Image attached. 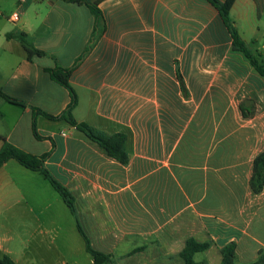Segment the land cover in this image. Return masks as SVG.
I'll use <instances>...</instances> for the list:
<instances>
[{
  "label": "crops",
  "instance_id": "1",
  "mask_svg": "<svg viewBox=\"0 0 264 264\" xmlns=\"http://www.w3.org/2000/svg\"><path fill=\"white\" fill-rule=\"evenodd\" d=\"M95 7L98 18L86 4L0 0V90L24 105L0 98V137L47 155L43 167L73 209L40 172L4 162L0 256L14 264H93L79 228L109 255L107 264H133L137 256L148 258L140 264L170 257L182 264L189 238L208 244L194 254L196 264H220L229 243L236 264L255 263L264 255V186L252 194L249 180L264 150V79L232 50L205 0H100ZM263 16L264 0H235L229 10L245 42V34L260 32ZM20 36L40 54L28 59ZM54 68L70 71L77 123L125 135L127 164L66 121L34 115L57 117L70 102L48 73ZM241 88L259 109L250 119L238 110L251 100L236 98Z\"/></svg>",
  "mask_w": 264,
  "mask_h": 264
},
{
  "label": "trees",
  "instance_id": "2",
  "mask_svg": "<svg viewBox=\"0 0 264 264\" xmlns=\"http://www.w3.org/2000/svg\"><path fill=\"white\" fill-rule=\"evenodd\" d=\"M64 2L75 3V4H86L91 9L92 13L96 18L99 17L98 10L95 7V4L100 0H93V3L90 4L89 0H62ZM209 3L217 12L222 22V25L226 28L229 37L231 39L232 50L241 53L244 58L247 60L249 66L252 70L264 79V65L260 64L256 57L250 52L248 49L246 42L241 39L240 35L237 33L235 28L233 27L232 21L229 17V10L232 7L235 0H226L223 3L218 2L217 0H205ZM18 41L23 46L27 58L29 59L32 55L40 54L39 51L35 50L32 46L27 44L23 37H18ZM48 73L53 81L62 85L64 88L68 90L70 96V102L67 108L57 117L49 116L47 114L42 113L40 110L33 109L34 115L41 114L44 117L50 120H64L70 126L74 127L77 131L81 132L89 141L94 143L100 150L108 157L114 159L118 163L125 165L128 162V156L124 151V142L126 137L124 134H113L106 135L86 124L77 123L72 118V110L76 105V96L69 85V76L70 71L64 70L60 68H54L48 70ZM0 98L6 100L10 104L15 106L24 107L21 102H18L14 99H11L5 96L0 90ZM252 101L246 100L238 105V110L243 119H250L254 116V109L252 107ZM33 135L35 138L39 139V136L35 131V123L32 124ZM2 141V146L0 148V166L8 161L14 160L21 166L26 169L40 172L52 185V187L60 194L66 205L69 207L71 211L72 204L70 197L65 189L62 188L44 169L43 162L47 155L42 156H32L24 153L20 149L12 146L8 142H6L2 137H0ZM249 185L252 194H259L264 186V150L261 151L253 161L252 165V174L249 180ZM78 231L84 238L85 249L86 252L91 256L93 260V264H107L110 262V257L107 254H104L100 251L94 250L83 231L78 228ZM208 248L207 243H199L192 238H189L185 241L183 249L178 254V257L182 264H196L193 256L196 253H200L205 251ZM221 260L220 264H236L235 263V244L229 243L224 246L221 251ZM264 255L260 254L258 260L253 264H263ZM0 264H14V262L7 256H0Z\"/></svg>",
  "mask_w": 264,
  "mask_h": 264
},
{
  "label": "rangeland",
  "instance_id": "3",
  "mask_svg": "<svg viewBox=\"0 0 264 264\" xmlns=\"http://www.w3.org/2000/svg\"><path fill=\"white\" fill-rule=\"evenodd\" d=\"M264 20V16L262 17ZM263 20H261V23L259 25V30L260 32H254L252 35L251 34H245V38H248V41H246V45L248 47V49L250 50V52L256 57V59L258 60V62L260 64L264 65V22ZM249 38L252 40L249 41ZM245 94L246 98H251V101H253V96H251V93L243 90V88H241L238 93H236V98L237 99H243L242 95ZM246 101V100H244ZM257 110L259 109H254V114L257 112ZM102 244L103 243H99ZM202 258L201 254H197L195 256V260L198 262L200 259ZM146 259H148L146 256H137L136 258H133L132 263L133 264H140L142 262H144ZM158 264V263H156ZM164 264H180L179 260L177 258H166L164 261ZM200 264V262H199Z\"/></svg>",
  "mask_w": 264,
  "mask_h": 264
},
{
  "label": "built area",
  "instance_id": "4",
  "mask_svg": "<svg viewBox=\"0 0 264 264\" xmlns=\"http://www.w3.org/2000/svg\"><path fill=\"white\" fill-rule=\"evenodd\" d=\"M18 13L17 12H14V13H12L11 14V20L13 21V22H16L17 20H18Z\"/></svg>",
  "mask_w": 264,
  "mask_h": 264
}]
</instances>
